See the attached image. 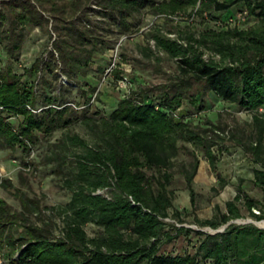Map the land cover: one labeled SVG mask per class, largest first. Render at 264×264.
Here are the masks:
<instances>
[{
    "label": "trees",
    "instance_id": "obj_1",
    "mask_svg": "<svg viewBox=\"0 0 264 264\" xmlns=\"http://www.w3.org/2000/svg\"><path fill=\"white\" fill-rule=\"evenodd\" d=\"M88 1L0 0V48L9 60H18L28 28L39 27L50 38L52 32L56 35L48 58H39L23 74L10 66L0 69V147L29 150L36 142V132L51 135L63 130L58 140L48 142L44 165L51 167L70 193L69 201L51 207L46 218L36 211L35 200L23 199L22 212L15 214L0 199V237L6 222L37 217L34 225L25 226L23 235L11 234L0 241V249L2 245L8 248L3 252L8 264H264V228L231 223L223 232L209 234L166 221L172 217L183 221L174 209L170 190L177 142L203 148L215 166L211 147L222 140L218 131H225L224 127L210 120L206 126L194 125L176 115L186 100L205 109L209 94L251 113L247 141L242 136L235 142L257 163L253 183L264 197V0H97L100 14L113 29L106 21L105 26L86 25L87 15L83 18L78 13ZM198 1L199 11H208L209 22L235 23L237 14L245 11L247 19L253 18L256 24L244 30L188 34L185 45L158 32L152 34L156 48L176 62L173 76L159 86H140L119 99L108 116L89 114L88 96L97 88L84 80L97 54L113 49L108 35L123 34L129 29L127 18L144 9L155 14L175 12L184 6L195 7ZM238 2L242 5L234 10ZM222 12L231 17L220 18ZM139 48L144 57L160 61L150 47ZM44 71L51 80H43L49 91L39 101L36 82L30 79ZM62 77L67 84L60 92L70 93L75 86L87 96V107L78 109L61 93L51 94L56 90L53 82ZM13 115L22 117L17 128L9 121ZM75 123L83 131H72L70 126ZM197 167L196 162L190 169H181L191 196ZM218 181L215 193L225 185L224 179ZM238 191L225 210L217 206L211 218L196 220L197 224L218 230L246 216L263 221L264 202L246 195L241 199L243 188ZM88 225L97 228L95 235H88ZM192 231L202 236L195 254L160 253L162 243Z\"/></svg>",
    "mask_w": 264,
    "mask_h": 264
},
{
    "label": "rangeland",
    "instance_id": "obj_2",
    "mask_svg": "<svg viewBox=\"0 0 264 264\" xmlns=\"http://www.w3.org/2000/svg\"><path fill=\"white\" fill-rule=\"evenodd\" d=\"M241 5L242 3L238 2L233 9L237 10L236 8ZM199 6L200 1L195 7L188 5L175 12L160 14L150 13L148 9H144L127 18L129 29L123 34L108 35V38L112 40L110 47L113 49L110 48L107 52L97 54L92 72L84 80L89 86L97 88L95 93H89L88 97L91 101L88 113L108 116L116 108L119 99L137 91L140 86H159L173 76L177 68L176 62L168 59L162 51L156 48L155 40L151 38L152 34L158 32L185 45L187 43L185 37L188 34L198 36L208 29L244 30L256 24L253 18L230 24L224 23L223 26L214 21L209 22L208 11L201 13ZM101 12L102 8L97 4V0H89L78 16L82 15L85 18L84 15H87L86 25L105 26L107 23L104 22L109 23V20L104 19ZM234 12L231 11V13ZM218 15L222 19L231 17L228 12L218 13ZM113 28L114 26L111 25V29ZM26 32L27 36L17 61L9 60L0 48V69L10 66L18 74H23L24 69L31 67L41 57L47 59L48 51H53L52 41L56 37L53 32V38H50L48 33L43 32L39 27L28 28ZM99 33L103 34L101 30ZM139 46L150 47L161 58L160 61L144 57ZM205 57H208V53ZM115 71L119 72L117 76ZM34 80L36 93L40 97L39 101H42V95L49 91L48 85L43 84V80L48 82L51 80V75H48V71H44L30 79L31 82ZM122 80L125 81L121 82ZM63 84H67L64 77L60 78L57 83L53 82L56 90L51 94L57 96L61 93L67 101L79 105L78 109L87 107L85 104L87 96H84L82 91L73 86L70 93L60 92ZM206 102V108L199 110V104L194 106L186 100L176 115L194 125L206 126V121L210 120L213 124L224 127L225 131H218L222 140L211 147L216 160L215 166L211 165L203 148L183 140L177 142L178 152L171 166L174 175L170 190L173 195L174 209L178 210L183 221L179 222L174 217L166 221L177 227L212 234V228L202 227L197 224L196 220L211 218L217 206L225 210L226 203L239 194L240 186L243 188L240 194L241 199L246 195L251 199L264 202V197L262 190L253 183V171L258 168L257 163L251 159L245 149L235 142L242 136H244V141H247L248 133H250L251 113L237 105L224 103L210 94L206 97ZM9 121L14 128H17L22 117L13 115L9 117ZM70 128L76 132L83 131L77 123L71 125ZM63 132V130H56L51 135L36 132V142L29 150L20 146L0 147V199L12 206L15 214L22 212L23 199L35 200L38 203L36 211L42 214V218L48 217L51 207L64 205L69 201L70 193L62 188L60 177L51 172L50 166L44 165V159L48 156V142H55ZM196 162L198 167L192 183L193 195L191 196L181 169L183 166L190 169L191 165ZM218 178L224 179L225 185L220 192L215 193L213 188H218ZM99 193L106 194V191ZM241 210L243 214H247L243 206ZM253 211L257 212L256 209ZM28 217V222L20 217L12 223L6 222V231L0 237V241L2 238L6 240L5 236L11 234L14 237L23 235L25 226L34 225L37 222L35 215ZM249 219L251 218L246 216L237 220ZM235 222L232 224H236ZM86 231L88 235L93 236L97 233V228L88 225ZM173 234L175 235L174 231ZM201 237L193 231L184 232L172 241L162 243L160 253L172 256L193 255ZM2 246L0 251L7 252L8 248L5 245Z\"/></svg>",
    "mask_w": 264,
    "mask_h": 264
},
{
    "label": "water",
    "instance_id": "obj_3",
    "mask_svg": "<svg viewBox=\"0 0 264 264\" xmlns=\"http://www.w3.org/2000/svg\"><path fill=\"white\" fill-rule=\"evenodd\" d=\"M234 222H235V221H231V222H229L227 225L221 227L220 229H218V230H213V231H212V234H216V233H221V232H223V231L225 230V228H226L229 224L234 223ZM258 222H261V221H257V222H255V221L249 219V220H246V221L237 220L235 223H236V224H239V225H241V224H253V225H255V226L259 227V228H264V226H259V225H258Z\"/></svg>",
    "mask_w": 264,
    "mask_h": 264
},
{
    "label": "built area",
    "instance_id": "obj_4",
    "mask_svg": "<svg viewBox=\"0 0 264 264\" xmlns=\"http://www.w3.org/2000/svg\"><path fill=\"white\" fill-rule=\"evenodd\" d=\"M247 19V12H240L236 16L237 21H245ZM236 21V22H237ZM125 80H122L121 82H124ZM7 260L4 258L3 253L0 251V264H7Z\"/></svg>",
    "mask_w": 264,
    "mask_h": 264
},
{
    "label": "bare ground",
    "instance_id": "obj_5",
    "mask_svg": "<svg viewBox=\"0 0 264 264\" xmlns=\"http://www.w3.org/2000/svg\"><path fill=\"white\" fill-rule=\"evenodd\" d=\"M255 222H257V221H255ZM258 225H259V226H264V220L261 221V222H258ZM209 229H210V228H209ZM212 231H213V229H212Z\"/></svg>",
    "mask_w": 264,
    "mask_h": 264
}]
</instances>
